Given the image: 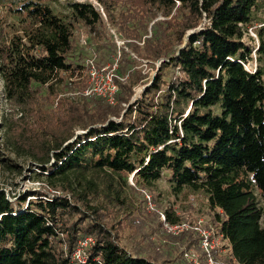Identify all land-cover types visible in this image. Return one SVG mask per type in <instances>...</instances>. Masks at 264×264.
Listing matches in <instances>:
<instances>
[{
  "label": "trees",
  "instance_id": "16d2710c",
  "mask_svg": "<svg viewBox=\"0 0 264 264\" xmlns=\"http://www.w3.org/2000/svg\"><path fill=\"white\" fill-rule=\"evenodd\" d=\"M45 1H0L7 4L11 18L10 22L0 19L3 99L19 112L20 120L34 119L33 126L25 120L15 125L20 120L12 122L2 115L0 148L27 155L41 175L50 170L48 184L57 189L56 181H60L61 191L85 206L94 222H73L78 210L65 196L35 193V199L25 205L24 198L12 202L0 190V264H156L114 241L96 222L100 206H91L84 192L96 188L92 176H101L109 180L108 187L119 201L114 184L129 174L145 186L165 176L174 194L184 188L203 192L211 226L226 244L222 249L228 248L214 259L223 264H264V71L261 66L253 73L246 70L252 51L244 41L256 13L264 10V0H148L140 7L141 14L131 19L135 33L145 29L147 4L165 15L176 8L182 23L174 25L175 36L194 29L202 17L207 24L190 34L175 56L161 62L153 81L133 104H129L133 88L143 78L133 69L135 61L121 49L116 74L125 82L115 80L119 90L114 105L101 98H85L92 106L74 110L60 100L51 112L43 108L56 96L58 74L74 77L85 70L71 60L75 26L82 24L103 37L104 24L92 4L70 3L69 15L61 16ZM97 1L111 21L114 2L106 0L108 7L105 1ZM153 35L157 43L162 41L155 28ZM258 39L256 52L264 56V26L258 30ZM163 47L160 44L151 54L144 47L146 55H142L138 47L129 45L130 52L145 61L164 59ZM86 86L83 83V90ZM121 105L128 106L124 116L111 120ZM75 112L80 113L78 120H73ZM75 127L84 134L68 143ZM0 165L16 168L1 149ZM165 223L181 222L167 211ZM194 232L167 235L174 242L184 240L181 257L199 249L200 235ZM84 235L92 236L93 243L79 262L71 258L72 249ZM57 243L67 246L66 254L56 248Z\"/></svg>",
  "mask_w": 264,
  "mask_h": 264
},
{
  "label": "rangeland",
  "instance_id": "374dc122",
  "mask_svg": "<svg viewBox=\"0 0 264 264\" xmlns=\"http://www.w3.org/2000/svg\"><path fill=\"white\" fill-rule=\"evenodd\" d=\"M7 2H18L21 0H0ZM105 1L108 7L110 4ZM113 3L114 9L110 13L111 21L108 20L107 14L104 11V7L97 0H46L45 2L52 8L55 14L61 16L69 15V4L89 3L92 4L95 10H97L101 16L104 24V32L102 36L99 33L89 32L82 24H77L74 30L73 43L75 46V52L73 53L72 62L84 65V59H93L97 63L104 64V67H110L118 62H121V51H125L135 61L137 75L143 78L133 88V95L129 104H133L136 100H139L143 94V87L151 84L155 74L163 61H168L167 56L177 54V50L187 45L188 37L190 34L198 31L204 24H207L205 17H202L198 26L194 29H187L182 34L179 33L175 36V32L178 28L174 25L182 23L179 18V13L174 8L168 15L162 10L156 7H151L147 4L149 11L148 18L145 19V29L141 32L135 33V25L132 24L131 19H136L135 16L141 14L140 7L145 5L148 0H108ZM178 4H176L177 7ZM263 12L256 13V22L250 26L247 30L248 37L244 40L246 45L251 48V60L246 63L245 68L250 72H255L258 66L262 67L264 71V56L256 52L258 46V30L263 28L264 24V10ZM7 19V22L11 21L7 11V4L0 3V19ZM125 19V22L122 23ZM168 23V27H167ZM155 24V25H154ZM129 26V27H128ZM154 28L157 32V38L162 40L157 43L156 38L153 39ZM131 30V31H130ZM129 34L135 35L136 38H132ZM178 39V41H177ZM181 40V41H180ZM148 41V42H147ZM180 41V42H179ZM150 44V46H148ZM160 44H165L163 50L165 52L164 59H149L147 61L138 59L136 54L130 52L129 45L138 47L142 55L143 48L147 47V54H151ZM122 49V50H121ZM133 51V50H132ZM259 59H261L259 61ZM79 76L70 77L67 73H59L58 81L53 88L56 96L51 97V105L43 108L44 112H51L50 110H56V104L62 100L63 103L72 105L74 110L76 108L81 109L82 106L91 105V101L83 98V83L86 84L85 70H81ZM176 70L172 71V77L176 74ZM170 75V76H171ZM171 77V78H172ZM264 79V78H263ZM85 80V82H84ZM76 84V85H75ZM44 92V91H43ZM134 99V102L132 101ZM128 106L121 105L118 110V115H111V120L120 121L124 116ZM8 120H20L19 112L13 111L4 101L2 94V82L0 79V124L1 117ZM80 113L75 112L73 120L79 119ZM25 119L16 122L15 125L24 122ZM25 122L29 125L34 124V119L26 117ZM72 124V123H71ZM73 125V124H72ZM33 126V125H32ZM74 136L68 143L74 141V138L78 135L84 134V132L75 127L73 129ZM1 143V132H0ZM8 158L16 164V168L13 170H7L3 165H0V190L6 193V196L10 201L14 202L24 198L25 205L29 199H35L33 196L35 193H43L46 197L52 198L53 196H65L78 210V217L73 218V222L84 223L94 222V220L87 215L86 207L80 202L73 200L70 194L61 191L60 186L62 183L56 181L57 189L52 188L46 179V174L50 172H44L45 175H41V171L37 170L34 166V162L27 155L16 156L10 151L0 148ZM54 161L52 160L49 166H52ZM49 171V172H48ZM96 179V188L85 190L84 192L90 200L91 206H100L96 214V222H99L105 231H108L110 237L114 241L118 242L123 248H125L131 254L143 256L146 259L152 260L156 264H188L187 261H192L194 264H223V261L215 260L213 256H222L227 252V249H222L226 245L220 238L218 248L207 254L198 244V248L195 252H187L186 254H180L185 249L181 245L182 241L174 242L167 237V235H173L167 232L165 223V212H170L175 218L179 219L180 224L187 226V230L198 232L197 229L203 230L211 225L212 214L209 212L206 197L203 192L195 191L190 188H184L179 194H174L169 187L167 178L163 176L160 180L152 183L150 186H145L135 181L133 174L122 175L121 180H118L116 187L119 192L120 199L116 198L110 187H108V179L100 177H94ZM116 178H113V182H116ZM123 180V181H122ZM125 184V185H124ZM123 186V187H122ZM77 192L80 191L79 186H74ZM113 187V188H116ZM123 188L120 190L119 188ZM115 190V189H114ZM194 232V233H195ZM169 233V234H168ZM199 234V232H198ZM64 234L60 236L61 242L65 238ZM197 234H194L196 238ZM93 237L83 236L79 237L74 248L72 249L71 258L77 259L86 253L87 247L93 243ZM56 248L59 251L67 253V246L62 243H57ZM225 248V247H224ZM207 257V261L202 255ZM223 252V253H222ZM193 255V256H192ZM186 260V261H185Z\"/></svg>",
  "mask_w": 264,
  "mask_h": 264
},
{
  "label": "built area",
  "instance_id": "2783aa9c",
  "mask_svg": "<svg viewBox=\"0 0 264 264\" xmlns=\"http://www.w3.org/2000/svg\"><path fill=\"white\" fill-rule=\"evenodd\" d=\"M85 75L87 78V86L82 91V96L84 98H101L107 104L114 105L116 103V94L118 93V85L116 83V79L121 82H125L124 78H119L116 74L117 64H114L110 67H97L93 59L85 60ZM167 232L176 235L183 230H187V226L184 224H178L173 226L166 227ZM200 235V247L206 252L210 254V252L214 251L215 248L219 246V238L221 239V235H219L216 230L210 225L208 228L203 230H198ZM193 256V255H192ZM85 258V254L78 256L76 260L79 262H83Z\"/></svg>",
  "mask_w": 264,
  "mask_h": 264
},
{
  "label": "water",
  "instance_id": "95a60500",
  "mask_svg": "<svg viewBox=\"0 0 264 264\" xmlns=\"http://www.w3.org/2000/svg\"><path fill=\"white\" fill-rule=\"evenodd\" d=\"M150 84H148L147 86H149ZM147 86H145V87H143V90L147 87ZM133 102H134V99L132 100ZM131 104V103H130Z\"/></svg>",
  "mask_w": 264,
  "mask_h": 264
}]
</instances>
